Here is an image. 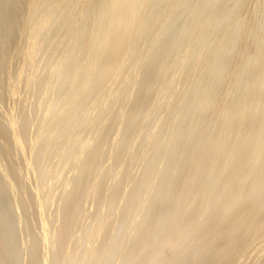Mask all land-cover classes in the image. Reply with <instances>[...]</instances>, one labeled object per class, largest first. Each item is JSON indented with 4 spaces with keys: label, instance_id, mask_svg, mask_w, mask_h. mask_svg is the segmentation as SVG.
<instances>
[{
    "label": "bare ground",
    "instance_id": "bare-ground-1",
    "mask_svg": "<svg viewBox=\"0 0 264 264\" xmlns=\"http://www.w3.org/2000/svg\"><path fill=\"white\" fill-rule=\"evenodd\" d=\"M0 264H264V0H0Z\"/></svg>",
    "mask_w": 264,
    "mask_h": 264
},
{
    "label": "rangeland",
    "instance_id": "rangeland-1",
    "mask_svg": "<svg viewBox=\"0 0 264 264\" xmlns=\"http://www.w3.org/2000/svg\"><path fill=\"white\" fill-rule=\"evenodd\" d=\"M18 170V169H17Z\"/></svg>",
    "mask_w": 264,
    "mask_h": 264
}]
</instances>
